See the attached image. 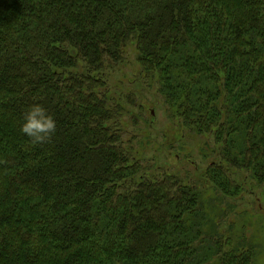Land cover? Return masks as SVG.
I'll list each match as a JSON object with an SVG mask.
<instances>
[{"label": "trees", "instance_id": "obj_1", "mask_svg": "<svg viewBox=\"0 0 264 264\" xmlns=\"http://www.w3.org/2000/svg\"><path fill=\"white\" fill-rule=\"evenodd\" d=\"M130 47L167 135L213 142L206 187L238 198L235 171L264 186V0H0V264L255 262L205 186L127 147L104 75ZM34 103L57 124L42 145L20 132Z\"/></svg>", "mask_w": 264, "mask_h": 264}, {"label": "rangeland", "instance_id": "obj_2", "mask_svg": "<svg viewBox=\"0 0 264 264\" xmlns=\"http://www.w3.org/2000/svg\"><path fill=\"white\" fill-rule=\"evenodd\" d=\"M129 53L124 64L104 75L105 94L110 93L124 107L117 123L123 124V139L127 147H133V153L144 159L145 166L153 168L157 164L166 170L160 175L144 169L140 171H144L142 176L157 178L160 175L162 179L181 180L184 186L197 190L199 186H205L203 199H211L221 206H218L217 230L234 238L246 237V242L257 248L253 264H264V186L252 180L249 173L235 171L230 178L241 190L236 195L238 198L222 199L221 192L206 187L210 180H207L205 172L217 157L213 142L206 141L204 137L186 138L187 131L179 130L177 126L172 128L175 131L172 136L167 135L166 127L178 124L170 118L157 84L141 77L135 49L130 47ZM218 208L215 207L214 211ZM207 214L211 215L209 210Z\"/></svg>", "mask_w": 264, "mask_h": 264}, {"label": "clouds", "instance_id": "obj_3", "mask_svg": "<svg viewBox=\"0 0 264 264\" xmlns=\"http://www.w3.org/2000/svg\"><path fill=\"white\" fill-rule=\"evenodd\" d=\"M57 124L48 110L39 103L30 105L24 112L20 132L34 145L50 141L56 133Z\"/></svg>", "mask_w": 264, "mask_h": 264}]
</instances>
